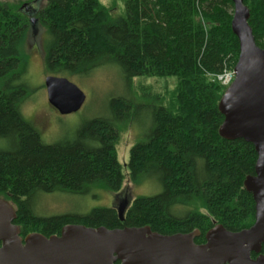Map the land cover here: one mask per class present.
Segmentation results:
<instances>
[{"label":"trees","instance_id":"obj_1","mask_svg":"<svg viewBox=\"0 0 264 264\" xmlns=\"http://www.w3.org/2000/svg\"><path fill=\"white\" fill-rule=\"evenodd\" d=\"M33 1L44 3L39 20L47 35L48 75L79 76L113 65L134 92L141 77L177 82L146 104V138L131 149L127 167L136 186L157 177L161 194L135 198L124 221L115 207L38 216L32 206L38 194L85 195L94 186L113 194L123 190L120 127L136 118L139 107L112 98L110 119L94 118L72 140L45 144L22 111L32 94L19 82L29 69L27 22L19 8L0 2V141L11 144L0 151V198L15 206L21 237L60 235L63 227L77 224L150 227L162 235L197 229L201 236L195 242L203 244L215 224L232 232L250 228L255 202L244 181L255 175L257 153L252 144L219 133L224 121L219 103L227 87L215 76L233 70L239 57L232 0H124L119 17L101 0ZM245 5L256 44L264 50V0H245Z\"/></svg>","mask_w":264,"mask_h":264},{"label":"water","instance_id":"obj_2","mask_svg":"<svg viewBox=\"0 0 264 264\" xmlns=\"http://www.w3.org/2000/svg\"><path fill=\"white\" fill-rule=\"evenodd\" d=\"M232 2L231 28L239 42V57L235 80L219 103L224 116L219 133L228 141L252 144L257 153L255 175L244 181L255 202L254 224L239 232L215 224L203 244L195 242L201 236L197 229L162 235L150 227L77 224L63 227L60 235L31 233L23 239L14 224L15 206L0 198V264H264V50L256 44L245 0ZM45 88L48 103L60 115L78 113L85 104L84 92L67 78L50 75ZM129 204L124 201L117 208L121 221Z\"/></svg>","mask_w":264,"mask_h":264},{"label":"rangeland","instance_id":"obj_3","mask_svg":"<svg viewBox=\"0 0 264 264\" xmlns=\"http://www.w3.org/2000/svg\"><path fill=\"white\" fill-rule=\"evenodd\" d=\"M19 8L26 19L27 37L25 42L28 56V74L19 82L24 84L31 96L24 102L23 115L40 133L45 144L52 145L64 140H72L76 131L87 121L94 118L110 119V100L121 97L136 102L139 110L136 118L128 125L120 127V139L117 145L118 161L125 175L123 190L119 194H113L100 187H92L85 195H72L67 193L38 194L32 202L33 209L41 217H54L66 214L84 215L94 209L113 208L116 206V198L127 194L132 199L138 197H154L163 192V187L157 177H146L139 185L131 183L128 175V162L131 149L146 138L149 113L145 107L154 94L171 92L176 85L175 78L167 81L157 78L141 77L134 81V89L123 77L120 69L113 65L93 70L79 76H62L80 88L86 95L83 108L75 114L60 115L48 103L45 80L49 76L44 62V46L47 38L46 29L39 20V13L44 3L33 0H0ZM102 4L113 8L115 17L123 16L124 0H101ZM36 13V14H35ZM35 14L34 16H31ZM36 19L39 24L34 27L29 21ZM36 33V34H35ZM11 144L8 141H0V151L9 150ZM184 212L186 209H184Z\"/></svg>","mask_w":264,"mask_h":264},{"label":"flooded vegetation","instance_id":"obj_4","mask_svg":"<svg viewBox=\"0 0 264 264\" xmlns=\"http://www.w3.org/2000/svg\"><path fill=\"white\" fill-rule=\"evenodd\" d=\"M35 14H32L31 16H34ZM29 21H30V23L32 25V27H31L32 31L34 32L33 28L34 27L36 28V26L39 24V22L36 19H34V18H30ZM33 22H35V23H33ZM124 201H128L130 203L129 206H131V204L133 202L132 199L129 197V195H127V194L120 195L119 197L116 198V206H115V208L117 209L120 205H122L124 203Z\"/></svg>","mask_w":264,"mask_h":264},{"label":"built area","instance_id":"obj_5","mask_svg":"<svg viewBox=\"0 0 264 264\" xmlns=\"http://www.w3.org/2000/svg\"><path fill=\"white\" fill-rule=\"evenodd\" d=\"M235 74L232 70H226L223 74L218 75L217 79L221 82L224 86H228L234 80Z\"/></svg>","mask_w":264,"mask_h":264}]
</instances>
